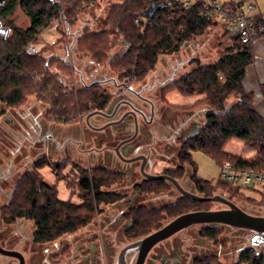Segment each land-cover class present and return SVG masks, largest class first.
<instances>
[{
    "label": "trees",
    "instance_id": "obj_1",
    "mask_svg": "<svg viewBox=\"0 0 264 264\" xmlns=\"http://www.w3.org/2000/svg\"><path fill=\"white\" fill-rule=\"evenodd\" d=\"M7 7L0 15L3 24L12 30L8 40L0 38V105L18 109L27 104L30 96H37L49 106L48 114L56 123L73 124L93 111L104 110L109 103L107 90L101 83H93L79 90L65 86L60 73L69 71L72 66L60 57L46 59L41 54L30 55L27 48L36 44L43 30L49 28L53 20L61 17L72 29L77 26L85 7L97 0H6ZM106 22L118 35L122 36L128 48L122 53L112 55L110 35L105 31L95 32L86 25L77 38V47L92 56L99 66H108L119 78L131 83L146 79L156 67L161 55H172L180 51L185 43L202 35L210 26L199 17L197 9H165L146 17L150 23L145 30L136 26L137 19L152 5L158 6L159 0H110ZM19 8L29 20L25 30L13 26L11 17ZM264 22V15L259 16ZM254 55L251 44L233 41L226 55L211 65H201L182 75L168 85L164 94L177 92L183 98H199L197 105L205 104L211 108L205 114V126L195 137L184 142L179 155L183 174L185 167L192 169V181L204 198H212L219 190L228 193L231 198L264 207L260 202L247 197L242 189L220 178L216 186L198 176V166L192 153L203 152L216 159L220 166L225 162L235 170L264 173V117L255 107L252 94L244 91L243 81ZM222 73L224 80H220ZM264 97V84L261 86ZM232 94L241 95L237 105L227 108L226 101ZM202 97V98H200ZM4 111L0 108V117ZM233 139L241 140L246 146L257 151L253 158L235 156L224 151ZM67 162H54L48 156H42L33 162L31 170L17 182L8 205L3 207L4 220L12 224L17 219H27L34 223L33 241L38 245L52 243L67 234H73L88 226L99 207L120 200L121 196L108 193L105 189L119 183L122 176L105 170L81 169L82 176L77 179L81 191L79 203L62 200L56 185L45 182L42 169L49 167L57 176H61ZM69 164V163H68ZM62 177L59 178V180ZM169 188L165 181L149 182L147 187H139L144 192L161 193ZM212 202H197L188 198L178 199L174 204L163 208H137L127 217L132 226L126 235L130 239L142 238L163 227L159 215L175 219L183 214L196 211H209ZM208 241L219 243L221 229H205L202 232ZM223 242V241H222ZM252 252L246 251L240 256V262L250 259ZM194 264H219L215 256H201ZM240 264V263H239Z\"/></svg>",
    "mask_w": 264,
    "mask_h": 264
},
{
    "label": "rangeland",
    "instance_id": "obj_2",
    "mask_svg": "<svg viewBox=\"0 0 264 264\" xmlns=\"http://www.w3.org/2000/svg\"><path fill=\"white\" fill-rule=\"evenodd\" d=\"M253 2L257 5V11L264 14V0H253ZM109 6L110 4L105 0H99L98 6L94 9L87 10L85 14H83V16L80 18L77 26L71 29V32L77 34V36H80L82 32L81 29L84 26V20L86 21V19H88V22L89 20H95L96 24L90 22V26L96 31H105L110 35V40L114 44V46L112 47L111 55V57H113L118 53H122L125 47L122 37H120L117 32L114 31L112 27L106 22V18L109 12ZM11 21L13 23V26L23 30L27 29L30 24L28 18L19 8H16V10L14 11L11 17ZM58 31L65 32L62 24H60ZM41 34L43 38L49 43H47V41L45 42L47 47L46 49L44 47H41L42 49H40V54L44 57H49L51 55H57L59 57L63 56L61 58L64 61L68 62L70 66H72V68L67 72H63L60 69L53 70L55 73H60L61 80L64 82L65 86L69 85L68 88H73V90H79L83 88L80 86L81 84L77 80L78 76L77 73L74 72L75 70L78 72L81 71L82 73H84V75H88L89 77L87 79V82L89 83L90 81H97L98 79L106 80L112 77L116 78L118 76L108 66H99L94 61V59H92V56L88 53L79 51L77 44H75L74 46L77 51L76 53L73 52V56H71L70 58L69 48L72 47L73 39H69L65 35L58 36L53 27L46 28L42 31ZM57 37H59L60 39ZM51 41H54V44H50ZM41 42L43 43L42 40ZM232 45L233 40L230 39L225 29L221 28V26L218 25L210 26V28H208L202 35L194 37L193 39L185 43L179 52L172 55H161L156 67L148 74L146 79L137 84H134V89L141 90L143 84L147 83L150 87H152V89L155 88V90L152 94L145 92V96L152 98L154 101H157V97L155 95L160 88L159 86L155 87L156 84L162 83V85H164L165 83H169L170 85V83H174L182 75L193 71L197 67V61H199L201 65H211L216 63L226 55L227 49L231 48ZM248 67H250V72L255 71L256 67L254 64V60ZM73 72L75 73L74 75ZM248 80L250 82V79ZM263 84L264 78L260 79L257 77L255 82L251 83V87H248L246 82L243 83V87L245 93L253 95L255 107L264 117V97L261 94V86ZM107 88L109 90H113L111 85H109V87ZM108 93H111V91H108ZM165 98L166 102L168 103V107L164 108H166L169 114L172 112L171 109L169 110L170 106L173 111H183L190 109L196 112L195 120H198V122L200 121L205 124L204 116L207 111L211 109L207 105V103L197 105L196 101L199 98H183L175 91L168 93ZM240 98L241 95L232 94L226 101L227 108L237 105L240 101ZM28 103L29 100L27 104L17 109H21L23 110V112L26 111V114L24 115L25 121L28 124V129H25V124H21L18 125V127L14 128L16 132H14L13 139L9 136L10 134H8V138L10 137L11 141L14 143V146H16L17 148H8L9 151L7 150L5 155H11V153H13L15 150L16 155L12 156V158L11 156H8L9 158H3L5 161L4 163L6 164L7 161L9 163V160H12L9 165H12V167L14 168L11 170L6 168V170H8L7 174L11 171L9 173L8 181L5 183L0 182V189L6 190V193L1 195L0 197V244L5 249L17 250L23 253L26 258L27 264H31L32 261H34V264H56V262H54V259L59 260L60 262L62 260V262L71 260L75 255L79 254L78 252H81L82 248L84 249V247L82 246H84L83 244L85 240L96 234H102V236L106 237L107 243L110 244L108 245V249L112 250L113 254L116 253L117 250H120L127 244V240H125L126 237H124L122 234L129 218L126 216L124 221L120 220L121 218H123L122 209L125 210L124 208H111L107 209L103 213L99 210V213L94 216L92 222L88 226L79 229L73 234L64 235L55 242L47 243L45 245L34 244L33 235L35 232V226L32 221L27 219H17L14 223L9 224L4 220L3 207L9 204L12 192L17 182L21 177H23L31 170L33 162H35L37 159L41 158L42 156H48L50 160H53L54 162H67L65 168L63 169V173L60 176L62 177L60 180V177L57 176L55 172H53L49 167H45L44 169H42L41 173L47 184L51 186H57L60 199L65 201L72 200L76 203H79L81 201V191L79 190L76 182L77 179L82 176V170L80 169L81 167H79L78 164L75 163V161L81 162L86 168L85 170H87V172L90 167L94 165L93 162H90L88 156H78L75 150L71 153V155H68L65 154L64 151H59L57 147L52 146L50 143V138L56 136V133H58V137L60 140L66 139L68 136L76 139L80 138L74 137L72 131L70 133H64V131H67L69 128L67 124L53 123L51 116H49L48 114L49 106L41 98L34 95V104H31L30 109L28 108L27 110L26 106L28 105ZM159 106L161 107L162 105ZM29 110H31V112H29ZM186 117L188 116L186 115L177 117L176 115H172L169 118L170 120L168 121V123L170 124L167 127V131H159L158 128H154V136H170L172 134V129L176 130L177 128H179L184 123V121L187 120ZM93 123L95 122L93 121ZM82 124L83 122L80 123V127L82 126ZM95 124L98 125V122ZM61 130L63 131L61 132L63 136H60ZM9 132L11 133V131ZM89 132L90 131H86L87 142L93 143V139L90 136L94 134L90 132L89 136ZM88 136L90 138H88ZM29 142L33 144L32 148H27V150H25L24 146H27V144L29 145ZM171 144H174L175 152H172V154H166H169V156L171 155V159L176 161L177 157L174 158L173 155L175 154L177 156L178 149H180L182 144L177 140L172 141ZM11 145L12 143L8 144L9 147H11ZM91 146H93V144H88L87 146L84 145L83 148H90ZM163 146L164 144H162V147ZM224 151L231 155L243 156L248 158H253L257 153L255 149L246 146L243 141L237 139L231 140L225 146ZM192 156L198 166V176L210 182L211 185L216 186L221 178V166L219 162L216 159L208 156L207 154L199 151L193 152ZM73 160L75 161L73 162ZM1 163L3 165H6L3 162ZM162 166L169 167L168 163ZM4 168L5 167H3V169ZM159 169H161V167H159ZM0 174L4 175L6 173H3V170H0ZM188 174L192 175L191 168L188 169ZM180 181L186 190L190 191L194 189L189 176L180 179ZM125 186L126 183H115L105 190L119 192H121L122 190L123 192H125ZM245 188H242V192L247 197L252 198L257 202H260L262 200L259 190H248ZM257 188H259V186ZM217 194L230 199L237 206L248 213L259 215L264 212L263 207L257 205V203H255L256 205L254 206L253 203L245 202L236 198H231L230 195L223 190H219ZM181 198L184 197L175 189V187L169 186L167 190L158 193V196L148 195L144 199H142L145 205L152 207V209H159L163 208L162 206L164 204L172 203ZM142 199H139L138 201H142ZM101 206L102 205H100V207ZM211 206L214 210L227 209V207L221 203H212ZM159 216H161L162 218V220L160 221L163 226L173 220L164 214ZM216 227L221 229L219 243L217 244L214 241H208L204 236H202V233L199 231V226H191L188 230H185L183 232L180 231L168 241L170 242V240H173V238L175 237L180 238V242L182 243V240L186 241L191 250L193 249L192 247L196 249L194 256L199 254H201V256L207 254L212 256L214 255L218 262L231 264L230 262H233L235 260V256H237L239 249L241 250L246 246L250 231L221 225H218ZM127 238L129 237L127 236ZM204 240L209 243H202V241ZM63 249H65V252L62 255L63 258H61L62 256L60 255ZM220 249L224 250V254L222 256H218V252ZM100 253L101 252H98L97 254V256H99L98 258H100ZM0 264H18V261L16 259L0 255Z\"/></svg>",
    "mask_w": 264,
    "mask_h": 264
},
{
    "label": "flooded vegetation",
    "instance_id": "obj_3",
    "mask_svg": "<svg viewBox=\"0 0 264 264\" xmlns=\"http://www.w3.org/2000/svg\"><path fill=\"white\" fill-rule=\"evenodd\" d=\"M101 84L103 86L105 85L106 88L109 87V85L113 88V90L105 88L107 90V95L109 96L108 106L104 110L93 111L87 116L81 117L77 124H67L69 128L65 132L70 133L72 131L74 137H79L80 139L68 136L66 139L60 140L58 135L50 138L51 145L58 149L62 148L65 154L71 155L75 150L78 156H88L90 162H93L94 164L90 167L89 171L92 169H100L122 176L119 183H126L125 192L122 190L121 192L106 190L108 193L120 195L121 198L116 202L103 204V208L102 206L99 207L100 212L103 213L111 208H124L125 210L122 209V214L125 218V216L134 209L152 208L145 205L143 199L148 195L158 196V194L154 192H144L139 189L140 186L143 185L144 187H147L149 182H153V180L147 179L145 175H164L172 177L176 179L183 188L184 186L180 179L189 176L194 188L189 192L202 197L191 179L192 175L188 174L189 167H185L182 175L177 172L181 168L179 155L183 149L184 142L198 135L205 126L203 122L195 120L196 112L190 109L183 111L174 110L175 112L173 114H171L172 112L169 114L166 108H164L168 107V103L165 100L164 90L169 83L155 85V87L159 86L160 88L155 95L157 101L145 96V92L152 94L155 90V88L152 89L147 83L143 84L141 90H135L134 84L137 83H131L127 80L124 81L120 79L118 75L116 78L102 80ZM108 91H111V93H108ZM129 103L133 104L146 116V119H144L140 115H137V126ZM159 105L162 106L160 107ZM170 109L172 111L171 106L169 110ZM95 112H101L102 114H96L88 121L87 117ZM182 113H185L188 116L186 117L187 120H185L176 130L172 129V134L170 133V136H154V128H158L159 131H167V127L170 124L168 123L170 120L169 118L172 115H176L177 117L186 116ZM93 121L95 123L98 122V125L93 123ZM82 122L83 124L80 127V123ZM53 123L56 122L53 121ZM86 131H90L94 134L90 136L89 132V136L93 139V143L87 142ZM89 136L88 138H90ZM174 140H177L182 144L180 149H178L177 156L175 154L173 155L174 158L177 157L176 161L171 159V155L169 156V154H166H172V152H175L174 144H171ZM86 144H93V146L90 148H83L84 145L87 146ZM162 144H164L163 147ZM142 156L144 157L143 159L135 160L137 157ZM74 161L75 160H73V162ZM75 163L81 167L80 169H86L81 162L75 161ZM166 163H168L169 167L162 166ZM159 167H161V169H159ZM163 181L169 184V186L174 187L167 180ZM139 199H142V201H138ZM172 204L174 203L164 204L162 207ZM209 211H214V209L211 207ZM199 227L200 232L210 228L207 225ZM129 228L130 227H125L122 234L126 237L125 240H127V244L120 250H117V252L115 251L116 253L114 254L112 253V250L108 249V245L110 244L107 243L106 237L102 236V234H96L84 241V246L82 247H84V249L86 247V249L84 250L82 248L81 252H78L79 254L75 255L71 260L64 262H62V260L61 263L59 260L54 259V262H56V264H121L120 253L122 250L130 244L144 238H127L126 233ZM188 229L189 228L185 230ZM169 239L159 243L152 249L145 264H194L195 260L201 257V254L199 253V255L194 256L196 249L192 247L193 249L191 250L186 241L182 240L181 243L179 240L180 238L175 237L169 242ZM64 252L65 249L62 250L60 256H62ZM98 252H101L99 254L100 258L97 256ZM137 254L138 252L136 249L128 250L124 253L122 260L125 264H135ZM61 258H63V256ZM25 264H27L26 258ZM31 264H34V261H32Z\"/></svg>",
    "mask_w": 264,
    "mask_h": 264
},
{
    "label": "built area",
    "instance_id": "obj_4",
    "mask_svg": "<svg viewBox=\"0 0 264 264\" xmlns=\"http://www.w3.org/2000/svg\"><path fill=\"white\" fill-rule=\"evenodd\" d=\"M110 5V0H105ZM122 2V0H119ZM99 0L92 2L90 6L85 8L94 9L98 6ZM6 0H0V15L7 7ZM159 8L165 9H182L195 10L197 9L200 18L207 22H211V26H221L225 29L231 40L238 39L242 44H264V22H259V16L264 15L257 11V5L253 0H159ZM151 17V16H148ZM64 12L61 11V17L55 19L51 23V27L58 31L62 24L65 31L69 27L63 20ZM150 21L146 17L136 20V26L145 30ZM12 30L5 26L0 19V38L8 40L12 37ZM27 53L30 55L40 54V50L36 44H31L27 48ZM220 80H224L222 73L219 74ZM221 179L235 187L245 188L250 190H259L261 198L264 200V173L254 171L235 170L233 165L225 162L221 166ZM259 186V188H257ZM264 209V207H263ZM251 214V213H249ZM264 217V212L259 215ZM246 247L240 252V256L246 252H252L253 256L240 262V256L236 264H264V231L261 234L250 231Z\"/></svg>",
    "mask_w": 264,
    "mask_h": 264
},
{
    "label": "water",
    "instance_id": "obj_5",
    "mask_svg": "<svg viewBox=\"0 0 264 264\" xmlns=\"http://www.w3.org/2000/svg\"><path fill=\"white\" fill-rule=\"evenodd\" d=\"M158 10V7L155 5H152L148 11H146L143 14V17L147 16H153ZM259 96V94H258ZM152 104V103H151ZM132 115L135 118V124L137 126V115H140L142 118L146 119L145 114L140 111L138 108H136L133 104L129 103ZM96 114H102L101 112H95L87 117V120L96 115ZM144 157H137L135 160H141ZM147 179L153 180V181H160V180H167L170 182L175 189L185 198L197 201V202H205V201H211L214 203H221L227 207V209L224 210H214V211H196V212H190L187 214H183L166 225H164L161 229L151 233L150 235L130 244L126 248L122 250L120 253V263L125 264L122 260L124 253H126L128 250L136 249L137 259L135 264H145L147 257L149 253L152 251V249L158 245L159 243L173 237L180 231H183L191 226H204L207 225L208 227H216L218 225L221 226H228L233 227L237 229H245L249 231H254L256 233L261 234L262 231H264V217L262 216H253L249 214L248 212L241 209L239 206H237L234 202L231 200L221 196L216 195L212 198H204L200 197L194 193H191L189 191H186L180 183L169 176H151V175H145ZM0 255L14 258L19 261V264H25V257L22 253L16 250H8L2 247L0 244Z\"/></svg>",
    "mask_w": 264,
    "mask_h": 264
},
{
    "label": "crops",
    "instance_id": "obj_6",
    "mask_svg": "<svg viewBox=\"0 0 264 264\" xmlns=\"http://www.w3.org/2000/svg\"><path fill=\"white\" fill-rule=\"evenodd\" d=\"M87 10H89V8H85V10H84V14H85V12L87 11ZM83 16V15H82ZM81 16V17H82ZM95 16H97V15H95ZM90 22H93L94 24H96L95 23V20H93V21H91V20H89V22H88V19H86V21L84 20V26H86V25H89L90 26ZM83 26V27H84ZM51 27V26H50ZM83 27H82V29H83ZM54 29V28H53ZM81 29V30H82ZM93 30L95 31V32H99V31H96L94 28H93ZM55 31V30H54ZM57 34H58V36H66L67 38H69V39H73V42H72V47H70L69 48V54H70V58H71V56H73V52H75L76 53V48L74 47L75 46V44H76V38H78L79 36H77V34H74V33H72L71 32V29L69 28L68 29V31H62V32H59V31H55ZM82 33V32H81ZM81 35V34H80ZM120 36V35H119ZM120 37H122V36H120ZM57 38H59V37H57ZM56 38V39H57ZM60 39V38H59ZM41 40L43 41V43L41 42ZM122 40H123V42H124V47H125V49H127L128 48V45L125 43V41H124V39L122 38ZM47 40H45L44 38H43V36H42V34L40 35V39L38 40V43L36 44L38 47H39V50L40 49H42L41 47H44L45 49H46V47H47V45H46V42ZM45 43V44H44ZM47 43H49L48 41H47ZM50 44H54V41H51L50 42ZM114 46V44L112 43V47ZM50 47V46H49ZM124 49V50H125ZM74 50V51H73ZM252 51H253V55H254V64H255V67H256V69H255V71H252V72H250V67H248L247 68V70H246V76H245V81H243V83L244 82H246V84H247V86L249 87H251L252 85H251V83H253V82H255V80H256V78L258 77V78H264V44L263 43H255V44H253L252 45ZM81 53V52H80ZM86 53V52H85ZM52 57H59V56H57V55H51V56H49V57H46L47 59H50V58H52ZM61 57H63V56H60V58ZM96 69H98V68H96ZM73 71H74V68H73ZM75 73H77V76H78V78H77V80L79 81V83L81 84L80 86L81 87H85V86H89V85H91V84H93V83H96V82H100L101 83V81L102 80H100V79H98L97 81L96 80H94V81H90V83L89 82H87V79H88V75H84V73H82L81 71H74ZM73 72V75L75 74ZM252 74H255V75H252ZM92 75H93V73H92ZM113 78V77H112ZM112 78H110V79H112ZM252 78H254V79H252ZM76 79V78H75ZM248 79H250V82H249V80ZM67 83V82H66ZM69 83V82H68ZM69 86V85H68ZM245 86V85H244ZM104 88H106V86L104 85ZM107 89V88H106ZM179 95V94H178ZM182 97V96H181ZM31 104H34V95L33 96H30V98H29V103H28V105L26 106L27 108V110H28V108L30 109V106H31ZM0 108H1V110H3L4 111V114L0 117V170H3V173H6V174H4V175H1L0 174V182H2V183H5V182H7L8 181V178H9V173L11 172H9L8 174H7V172H8V170H6V168L7 169H13L14 167H12V165H9L10 163H11V161L12 160H9V163H8V161H7V164L6 163H4L5 161H4V159L3 158H5V157H10L11 156V158H12V156H14V155H16L15 154V152H16V150L13 152V153H11V155H5L6 154V152H7V150L9 151V149L10 148H15L16 146H14V143L11 141V139H10V137L13 139V135H14V132H16V130L14 129L15 127H18V125H21V124H25V129H28V124L26 123V121H25V115L24 114H26L25 112H23V110H17V109H12V108H8V107H6V105H3V104H1L0 105ZM33 108H34V106H33ZM22 111V112H21ZM29 112H31V110H29ZM175 111H173L172 110V113H174ZM33 114V113H32ZM204 120H205V116H204ZM3 124V125H2ZM9 131H11V133L9 132ZM61 132H63L62 130L60 131V136H63V134L61 133ZM64 133H65V131H64ZM8 134H10L9 136V138H8ZM57 135H58V133H56ZM9 143H12V145H11V147H9L8 146V144ZM32 143L31 142H29V145L27 144V146H24V148H25V150H27V148H32ZM9 148V149H8ZM17 148V147H16ZM59 151H61V152H63V150H62V148L61 149H59ZM10 154V153H9ZM8 157V158H9ZM1 162H3L4 164H6V165H3ZM3 167H5L4 169H3ZM4 193H6V190H3V189H0V197H1V195H3ZM11 196V195H10ZM177 201V200H176ZM176 201H174V202H172V203H175ZM169 204H171V203H169ZM123 215V214H122ZM126 217V216H125ZM121 221L123 220H125V218H124V215H123V218H121L120 219ZM119 220V221H120ZM132 226V223H131V221L130 220H128V222H127V225H126V227H131ZM205 243V244H207V243H209V242H206V240H204V241H202V243ZM247 245V244H246ZM246 247V246H245ZM245 247L244 248H242L241 250L239 249V251H238V253H237V256H235V260L233 261V262H230L231 264H236V262H237V260L239 259V256H240V252L242 251V250H244L245 249ZM224 254V250L223 249H220L219 250V252H218V256H222ZM203 256H209V254H207V255H203ZM214 256V255H213ZM219 264H224V263H221V262H219Z\"/></svg>",
    "mask_w": 264,
    "mask_h": 264
}]
</instances>
